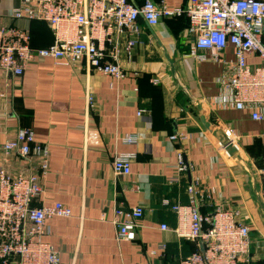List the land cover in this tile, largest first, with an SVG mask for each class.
<instances>
[{"label":"crops","instance_id":"1","mask_svg":"<svg viewBox=\"0 0 264 264\" xmlns=\"http://www.w3.org/2000/svg\"><path fill=\"white\" fill-rule=\"evenodd\" d=\"M152 1L171 8L187 2ZM18 3L0 0V18L8 21ZM14 23L29 30L32 48L52 43L46 23ZM187 24L184 16L154 26L139 19L138 35L120 37L122 43L126 37L137 41L131 61L121 54L120 80L98 75L83 62L67 66L50 58L32 62L20 77L0 71V162L11 174L26 170L2 151L19 128L32 129L35 142L48 147L49 173L34 205L61 202L71 209L70 217L47 221L45 238L65 264H178L199 244L174 234L177 216L170 205L188 203L186 188L195 176L203 188H213L216 203L237 209L249 226L248 258L239 264H264V210L255 194L259 150L253 142L264 147V122L216 102L224 66L187 55ZM222 55L234 59L230 46ZM223 131L236 143L229 152L217 140ZM175 133L185 138L169 140ZM127 136L131 142L124 141ZM179 152L190 166L184 172L177 169ZM115 153L133 154L129 176L113 175ZM137 205L143 216L133 239L118 241L114 208ZM200 211L210 207L205 203ZM161 224L169 230H160Z\"/></svg>","mask_w":264,"mask_h":264},{"label":"built area","instance_id":"2","mask_svg":"<svg viewBox=\"0 0 264 264\" xmlns=\"http://www.w3.org/2000/svg\"><path fill=\"white\" fill-rule=\"evenodd\" d=\"M180 16L187 19L185 32L191 39L187 55L224 66L221 95L216 102L247 112L253 121L264 122V0H187L177 8L157 5L152 0L140 5L131 0H19L8 21L0 18V71L20 77L32 62L50 58L55 64L67 66L83 62L98 75L120 80L125 76L121 54L131 61L137 43L128 37L122 43L120 37L138 35L139 19L154 26L162 18ZM17 20L46 23L52 43L32 48L29 30L15 24ZM229 46L233 60L222 55ZM223 132L227 144L220 146L229 152L236 143ZM168 138L179 142L185 135L175 133ZM132 139L127 136L124 141ZM2 151L18 158L26 170L11 174L0 162V264H65L60 252L45 238L49 235L47 221L70 217L71 209L61 202L34 205L42 198V181L49 173L48 147L35 142L32 129L19 128ZM133 157L131 153H115L111 160L113 175L129 176ZM177 160L179 172L189 170L182 152ZM257 174L255 194L264 210V167ZM186 192L187 204L170 205L177 216L172 231L178 238L199 244V249L178 264H239L246 260L250 228L239 219V211L216 203L213 188H203L198 176L191 178ZM205 203L210 212L204 214L200 207ZM163 204L168 205V201L163 200ZM142 216L139 205L114 208L116 239L132 240ZM159 229L169 230L165 224Z\"/></svg>","mask_w":264,"mask_h":264},{"label":"trees","instance_id":"3","mask_svg":"<svg viewBox=\"0 0 264 264\" xmlns=\"http://www.w3.org/2000/svg\"><path fill=\"white\" fill-rule=\"evenodd\" d=\"M33 21H36V20H33ZM38 22H42V21H38ZM43 23V22H42ZM254 142V144H255V146H254V148H256L257 150H259V155H258V157H256V158H254L255 159V161H256V164H257V166L259 167V168H262V167H264V147H262V145L260 144H258L257 142V140H254L253 141ZM258 145L260 146V147H258ZM250 150L251 149H249V152H250ZM252 152V151H251ZM192 243H194L195 244V242H192ZM197 244V243H196ZM199 248H197V249H195L193 252H195V251H197Z\"/></svg>","mask_w":264,"mask_h":264},{"label":"water","instance_id":"4","mask_svg":"<svg viewBox=\"0 0 264 264\" xmlns=\"http://www.w3.org/2000/svg\"><path fill=\"white\" fill-rule=\"evenodd\" d=\"M183 89H184V91L185 92H187V94H189V92L183 87ZM217 140H218V142H219V144L221 145V146H226V144H227V140H226V138L224 137V136H222V137H217Z\"/></svg>","mask_w":264,"mask_h":264}]
</instances>
